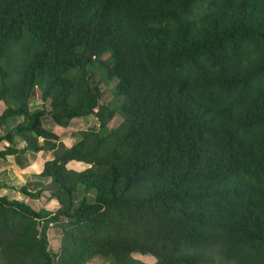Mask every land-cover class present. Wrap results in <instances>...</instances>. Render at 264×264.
<instances>
[{"label": "trees", "instance_id": "trees-1", "mask_svg": "<svg viewBox=\"0 0 264 264\" xmlns=\"http://www.w3.org/2000/svg\"><path fill=\"white\" fill-rule=\"evenodd\" d=\"M38 151L55 207L0 195V264H264V0H0V158Z\"/></svg>", "mask_w": 264, "mask_h": 264}, {"label": "rangeland", "instance_id": "rangeland-1", "mask_svg": "<svg viewBox=\"0 0 264 264\" xmlns=\"http://www.w3.org/2000/svg\"><path fill=\"white\" fill-rule=\"evenodd\" d=\"M93 77L95 79V77H97V76L93 75ZM114 81H115L114 79H111L107 83L100 82V84H99V87L101 90L100 101L106 102L109 104H113L117 101V99L112 95V92H111V86L113 85ZM39 102L40 101L35 94L30 95V109L36 108L39 105ZM116 119H117V116L114 117V120H113L114 123L116 122ZM14 120L15 119H12L11 123H13ZM41 124L43 127L57 133L64 144H70L71 142L76 140V138L78 137L77 130L80 128H86V127H89L92 125L94 126L95 125V119L92 116H77V117L72 118V120L70 121V123L67 126H60V125L53 123L47 115H44L41 117ZM34 154H32V157L35 156ZM32 157H31V159H32L31 163H32L33 167H36L37 163L34 161V159ZM28 166H29V164L26 167H21V169H26ZM84 166H85L84 163L79 162V161H75V160H70L66 164V167L74 168V169H81ZM3 178H4V176L1 174L0 175V181L3 180ZM6 182L9 183V181H6ZM35 182H36V180H35ZM39 184H40L39 187H43L47 184V180L46 179H42V180L40 179ZM11 185L13 187H10V186L7 187L6 186V188H3L1 186L0 187V195H3L7 199L15 198V199L21 200L33 208H38L41 205H42V207L49 208V209H53L55 207V203L49 201V199L47 198V195H48L47 189L43 190L41 192L39 198L34 200L32 198L24 196L22 193L21 194L18 193L19 191L17 192L15 190V186L13 184H11ZM91 197H92V194L89 195V198H91ZM46 232H47L46 235H47V241H48L49 249L56 251L57 247H58V240L60 237V230L57 227L51 225V226H48ZM131 256L134 259H137L138 261L143 262L144 264H151V262L154 260V258L151 255L141 254L139 252H132ZM86 264H106V263L104 261H102L99 257H93Z\"/></svg>", "mask_w": 264, "mask_h": 264}, {"label": "crops", "instance_id": "crops-1", "mask_svg": "<svg viewBox=\"0 0 264 264\" xmlns=\"http://www.w3.org/2000/svg\"><path fill=\"white\" fill-rule=\"evenodd\" d=\"M66 145H69V144H66ZM31 153L32 154L35 153L34 154L35 156L32 157ZM26 156H27L28 164H29V166L26 169H21V167L17 166L10 156L0 158V175L2 174L4 176L3 180H1L2 182L6 183V184H13L15 187H17L19 185H23L28 190H34L36 188H39L40 179L41 180L42 179L47 180V178L39 176L38 172L41 169L42 162L45 159L49 158L50 155L46 152L38 151V152H27ZM31 157L37 163L36 167H33L32 163H31L32 162ZM35 180H36V182H35ZM6 181H9V183H7ZM47 182H48V180H47ZM2 187L6 188V186H2ZM18 193H20V192H18ZM34 200H36V199H34ZM49 201L54 202V200H52V199L51 200L49 199Z\"/></svg>", "mask_w": 264, "mask_h": 264}]
</instances>
